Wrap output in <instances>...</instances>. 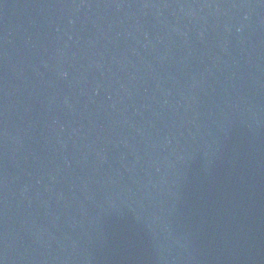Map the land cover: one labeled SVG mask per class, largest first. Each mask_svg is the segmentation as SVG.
<instances>
[{
	"label": "water",
	"instance_id": "water-1",
	"mask_svg": "<svg viewBox=\"0 0 264 264\" xmlns=\"http://www.w3.org/2000/svg\"><path fill=\"white\" fill-rule=\"evenodd\" d=\"M0 264H264V0H0Z\"/></svg>",
	"mask_w": 264,
	"mask_h": 264
}]
</instances>
